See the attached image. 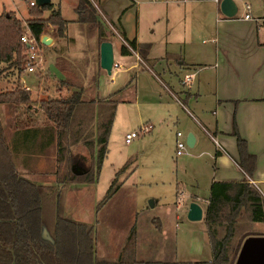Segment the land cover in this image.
<instances>
[{"label":"crops","instance_id":"0c3cea01","mask_svg":"<svg viewBox=\"0 0 264 264\" xmlns=\"http://www.w3.org/2000/svg\"><path fill=\"white\" fill-rule=\"evenodd\" d=\"M63 1L65 0H58L59 9ZM192 1H194L191 2L192 5L212 2L216 6L217 13L214 17V24L211 27L207 26V22L204 20L208 18V14L193 12L192 15L194 17H199L203 20L198 30L195 32L192 28L186 29L182 33L176 32L169 36V31L166 29L165 33L168 36H165L162 41L163 53L154 55L151 58L152 48L149 53L148 63H144L137 52L130 49L127 52L124 51V47L129 45V41L136 40L139 45L147 44L139 39V32L141 31V27L138 25L139 20L136 22L137 29L135 28V32H129L123 20L129 7L123 9L122 13L113 19L109 17L113 24L116 26L119 24L123 32V34H118V38L123 45V54H119V60L125 64L124 73L129 74L135 71V74L132 75L123 88L116 90L114 88L116 83L114 77L108 84H104L107 72L100 65V71L96 76V95L91 98L92 103L82 104L75 109L69 130L63 134L61 141L65 148L70 141L79 140L78 145L72 147L71 156L74 172L83 174L88 170L90 163L94 162L96 164L97 162V136L91 140L87 138L91 133L92 125L94 122L96 123L98 110L96 102L98 100H108L110 96L117 94L116 97L119 104L123 103L122 101L120 102L119 97L124 95L126 91H135L133 97L135 98L143 71L149 70L154 76L158 75L160 77L157 76L156 79L160 82L162 88L154 87L152 94L155 95V101L158 103L159 114L160 108L165 112L164 117L160 121L162 123L161 126L168 124L171 119H174L179 124L182 121L186 123L184 131H178L175 138L173 137L174 156L176 158L186 156L187 153L182 156H177L176 154L177 141L182 139L185 134H193L195 137L194 147L198 146L197 153L194 156L187 154V157H191L185 161L195 181V188L192 192H188L187 197L188 202L191 203L190 205L189 203L188 205L177 203V208L175 210L172 209L171 212L178 222L181 219L177 212L178 210L188 218L191 204H199L203 210V219L197 225H202L201 230L203 231L195 232L192 238V245L189 247V258L184 259L180 253L176 252L170 255L159 253L150 259H143L139 251H137V260L142 264H193V262L212 264L213 255L212 259L208 261L207 259H202L206 246H209V250L212 253L205 222L212 186L215 183L248 182L262 195L264 194V1L235 0L238 12L235 18L231 19L221 14L219 4L214 0ZM165 2L167 1L161 0L160 4ZM176 2L179 4L181 0H176ZM183 2L189 3L186 0H183ZM133 3L137 6L141 4L136 0H133ZM76 4L77 0L74 6ZM246 5H250V11L246 10ZM137 12L139 13V10ZM248 13L251 16L250 19L245 18ZM100 22L102 21L100 20ZM71 23L69 25L71 24L73 28H76V35H69L68 25L65 35L60 37L63 44L60 43L59 46H55L56 50H53L56 55L52 63L46 66L48 74L53 80L61 81L64 79L62 72L56 67V59L59 56L74 63L77 60H83L86 55L89 56L91 53L89 50L93 49L97 50L96 55L99 54L101 61V45L98 42L97 35L94 39L89 40L76 23ZM109 24L102 22V26L107 33L115 36L110 31L113 26L110 22ZM203 36L206 39L201 41ZM90 41L93 42L90 44ZM53 42L52 40L51 45L54 44ZM111 42L113 43V39ZM134 57L135 61H131ZM90 58L92 59L93 57L91 56ZM121 67L122 64H118V69ZM85 68L87 69L85 80L87 83L92 82L95 77L94 71H98V69L91 64L86 65ZM183 73H185V80L180 78L179 75ZM187 76H192L191 81H186ZM37 78L35 76L36 80ZM22 80L24 79L22 78ZM38 84L39 90L36 96L33 95L32 88L28 86L30 88L29 92L32 93L31 100L36 101L39 94L43 93L41 91L47 93V98L51 97L50 93L48 94L44 90L45 87L43 88L40 82ZM71 94L67 90H61L55 98L67 97ZM124 103H127L126 99ZM175 105L179 106L178 110L174 108ZM8 109H11L9 105H0V120L17 173L25 180L36 185L57 187L56 173L60 137L55 124L48 120L37 106L32 107L29 105L26 113L36 117L38 119L37 122L31 125L17 126L18 124L14 120L17 118L18 113L15 116L10 115L8 114ZM173 109H175L174 114L172 113ZM11 111L13 110L11 109ZM152 131L150 134H153ZM234 131H237L247 141L249 153L257 159L256 171L252 178L239 165V151ZM178 133H182L183 136L178 137ZM38 139H42L41 143L46 146H52L49 154L35 157L32 153L31 150L34 146L41 144ZM43 139H46L47 144L43 142ZM214 139L217 140L223 149L218 148ZM67 152H70L69 149ZM100 175L101 173L99 172L93 184H75L67 190L66 203H72L73 206L78 205L76 210L78 209L77 211L80 212L81 217L80 219L74 217L66 218L95 227L93 221L91 219L89 221L88 216H85V212L88 211L90 205L95 211L97 210L98 202L94 201L95 199L92 201V196L94 198L95 185L99 182ZM176 179L179 195L184 196L185 193L180 191V188L185 186V182L178 175ZM202 190L204 192L207 191L205 192L206 195H200ZM87 202L89 203L87 204ZM139 218L140 215H137L135 223L129 226L137 227ZM154 220L158 221L159 219ZM161 232L162 235L168 234L163 226ZM45 234L50 237L47 230H45ZM194 243L195 246L193 245ZM137 247H139V238ZM119 255V253L116 255L117 259Z\"/></svg>","mask_w":264,"mask_h":264},{"label":"trees","instance_id":"16d2710c","mask_svg":"<svg viewBox=\"0 0 264 264\" xmlns=\"http://www.w3.org/2000/svg\"><path fill=\"white\" fill-rule=\"evenodd\" d=\"M50 11L49 18L44 14ZM76 19L67 20L61 9L55 10L51 2L30 6L28 28L37 44L43 46L42 38L48 25L57 27L60 37L66 33L69 23H76L92 40L97 35L101 45L111 42L113 34L107 33L100 22L92 0H77L74 8ZM22 21L13 13L0 15V105L28 104L29 91L23 89L21 77L28 60L27 47L22 43ZM93 41H90V44ZM131 50L137 52L144 63L149 62L151 44L129 41ZM50 45L49 47H52ZM129 48L124 47L127 52ZM82 60L72 63L57 57L56 67L64 79L59 81L62 89L72 94L67 97L49 98L39 102L48 120L55 124L60 137L58 155L57 187L39 186L22 178L16 171L12 154L0 120V264H106L98 261L95 250V227L64 216L63 201L67 190L75 184H93L109 153V142L118 108L117 94L108 100H98L96 123L92 125L90 140L97 136V162L90 163L87 171L77 174L73 170L72 147L79 140L70 141L64 148L62 137L67 133L75 109L85 103L86 91H90L85 77L86 65L97 50H89ZM85 69V70H84ZM13 79V80H12ZM12 80L11 86H2ZM97 78L94 77L92 83ZM91 83V82H90ZM239 165L252 178L257 159L249 153L247 141L237 131ZM86 138V139H87ZM69 149L70 152H67ZM131 158L115 175L107 196L97 204L102 209L119 191V176L133 162ZM156 220H154L155 222ZM205 222L211 242L212 264H237L245 242L257 238L251 228L264 224V197L250 183H215L211 189ZM49 232V236L45 234ZM260 236V235H259ZM117 264H142L137 260V232L132 230L120 253Z\"/></svg>","mask_w":264,"mask_h":264},{"label":"rangeland","instance_id":"374dc122","mask_svg":"<svg viewBox=\"0 0 264 264\" xmlns=\"http://www.w3.org/2000/svg\"><path fill=\"white\" fill-rule=\"evenodd\" d=\"M31 1L35 0H0V15L3 13L15 14L16 17L22 21L23 34H25L29 31L27 24L31 18L29 14V3ZM92 1L98 6L102 14L113 26V29L110 28V31L115 34L112 38L116 54L115 63L122 64V67L120 69H114L112 75L107 73L104 84H108L114 77L116 79L114 85L116 90L123 88L132 75L135 74V71L129 74L124 73L125 64L123 62L121 63L119 60V54H123V45L118 38V34H123V32L119 24L116 26L110 18L113 19L115 16L120 15L123 9L129 7L123 20L129 32H135V28L137 29L136 22L139 20L138 25L141 27L139 39L143 43L151 44V49L153 48V50L150 57L152 58L154 55H161V53H163L162 41L165 39V36H168V34L165 33L166 29L169 31V36H171L172 33H182L186 29L191 28L196 32L200 24L203 23V20L199 17H194L192 15L193 12H204L208 14V18L204 21L207 22V26L209 27L214 24V17L217 13L216 6L212 2L195 3V5H192L191 2H194L192 0H186V2L189 3H185L181 0L179 4L176 0H165L167 2L164 4H160L161 0H136L141 3L138 6L133 3V0ZM52 2L54 4V9L58 10V0H52ZM75 3L76 0H65L61 2L60 9L62 14L69 21H74V19H76V13L74 12ZM137 10H139V13ZM50 14V11L46 12L44 18H49ZM98 15L101 18L103 17L99 11ZM71 24L69 25L68 33L74 36L76 35V28H73ZM44 36L48 37L49 40H53L54 44L52 47L41 46L39 44L36 46L38 53L41 55V61L38 60L35 62L34 75L38 77V81L35 79L34 75H27L25 70L21 77V82L22 86L23 84H27L32 88L31 90L35 96L39 90L38 82H40L41 85H43L42 87H45L44 90H46L48 94L50 93L51 97L49 98H55L59 91L65 89H62L58 80H53L51 76H49L46 66L52 63L56 55L54 51L56 50L55 46H59L60 43L63 44V41L58 35L57 27L52 25L47 26L43 34V37ZM204 39H206L205 36L201 37V41ZM131 61H135V57L132 58ZM90 64L95 65L98 69V71H94L96 78L97 73L100 71L99 54L91 59ZM179 75L180 78L185 80V73ZM157 76L158 75L154 76L149 70L143 71L139 80V85L137 83V96L133 98L135 91H126L124 95L119 97L120 102L122 101L123 103H120L116 110V117L109 142V153L100 171L101 175L99 177V182L95 185L94 198L92 196V201L95 199L94 201L98 203L101 202L107 196L116 178V173H118L131 158L134 159L126 172L119 176V182L122 183L123 188L121 186L122 189L120 188L115 196L99 211H95L90 205L88 211L85 212V216H88V220L90 221L91 219L93 224H95L96 258L98 261L104 263L117 261L116 255L122 252L130 232L134 229L137 232V246L139 238V247H137V251H139L143 259H150L159 253L170 255L176 252L180 253L184 259H187L190 257L189 247L192 245V238L195 232L203 231L201 230L202 225H197L200 223L189 221L186 215L180 210L177 211L181 217L178 222L171 212L172 209L175 210V208H177V203H185L186 205L189 203L187 200L188 192L194 190L195 181L185 161L197 153L198 146L194 148L186 146L185 152L191 156L187 157V154L185 157L180 158L174 156V145L172 141L178 131H184L186 123L182 121L181 124H179L174 119H171L168 124H163L161 126L162 123L160 121L164 117L165 112L160 108L159 114L158 103L155 101V95L152 94V89H154V87L158 86L162 88L160 82L156 79ZM22 78L24 80H22ZM12 80H5L2 86H11L13 83ZM88 84L89 86L93 84L91 85V90L85 93L87 99H90L96 95L97 81L95 83L88 82ZM41 92L43 93L39 94L36 101L31 100L28 104H8L13 110L11 111V109H8V114L15 116V114L18 113L17 118L14 120L15 123L18 124L17 126L31 125L37 122L38 119L36 117L26 112L29 105L32 107L37 106L41 110L39 102L44 101L42 99H49L47 98V93L44 91ZM30 94L32 96L31 92ZM125 99L127 103H124ZM174 108L178 110L179 106L175 105ZM175 109L172 110L173 114ZM191 116L194 117L193 115ZM149 125L153 126L152 130L154 131L151 130L153 134H150V132L134 139L130 144L126 143V136L128 134L138 132L142 127ZM153 135L154 137H152ZM188 135L185 134L182 138L186 144ZM38 141L41 143L42 139H38ZM43 142L47 144L46 139H43ZM51 148L52 146H46L41 143L40 145L36 144L31 151L35 157H40L49 154ZM177 175L185 182V186H181L180 188V191H184V196L179 195L176 179ZM205 192L202 190L200 195H206ZM66 201L65 198L62 204L64 216L80 219V212L77 211L78 209L76 210L78 205L73 206L72 203L68 204ZM151 202H153L154 206L156 205L155 208L152 207ZM88 203L89 202H87V204ZM137 215H140L137 221L138 226H129L135 223ZM154 219H159L160 221L154 222ZM162 226L166 233H168L167 235H162ZM251 230L255 231L254 234L258 235L255 237L264 238V224L256 225L255 229L251 228ZM193 245L195 246V243ZM202 259H207V261L212 259L209 246H206ZM193 264L208 263L193 262Z\"/></svg>","mask_w":264,"mask_h":264},{"label":"water","instance_id":"95a60500","mask_svg":"<svg viewBox=\"0 0 264 264\" xmlns=\"http://www.w3.org/2000/svg\"><path fill=\"white\" fill-rule=\"evenodd\" d=\"M264 1V0H263ZM37 5L50 4L52 0H35ZM220 11L223 16L227 18H235L238 12V6L235 0H221L219 5ZM52 40L44 36L42 44L50 46ZM115 64L114 46L112 42H104L101 44V68L109 75H112L113 67ZM187 146L194 148L195 137L193 134L187 136ZM154 207L153 202H151ZM188 219L192 222H199L203 219V210L197 203H192L188 214ZM237 264H264V238H251L248 239L241 251Z\"/></svg>","mask_w":264,"mask_h":264},{"label":"built area","instance_id":"2783aa9c","mask_svg":"<svg viewBox=\"0 0 264 264\" xmlns=\"http://www.w3.org/2000/svg\"><path fill=\"white\" fill-rule=\"evenodd\" d=\"M214 1L217 4L220 5L221 0H214ZM29 4H30V6L33 7V6L36 5V2L35 1H31ZM95 6H96L97 10L100 12L101 16H103L102 18L100 17L101 21L103 23L105 22L108 25H110L108 20L106 19V17L102 14L100 9L98 8V6L96 4H95ZM245 8H246L247 11L251 10L250 5H246ZM250 17H251L250 13H248L245 16L246 19H250ZM21 40H22V43L27 47V51H28L27 53H29L28 54L27 67H26V73L27 74H34L35 73V62H37L38 60L41 61L40 60L41 59L40 58L41 55L38 53V49H36V46L38 44H37L36 40L31 36L30 31H28L27 33L23 34ZM127 47L131 50L129 45H127ZM117 68H118V64L115 63L114 67H113V70L117 69ZM191 79H192V76H187L186 77V81L187 82L191 81ZM23 89L26 90V91H30V88L28 87L27 84H23ZM152 128H153L152 125L144 126L138 132H134V133L128 134L126 136V142L128 144H130L134 139H136V138H138V137H140L142 135H146V134L150 133ZM182 136H183L182 133H178V137H182ZM214 141H215L216 145L218 146V148L223 149L222 146L217 142V140L214 139ZM186 146H187V144L182 139L177 141V145H176V147H177V152H176L177 156H182V155L186 154V152H185ZM263 196H264V194H263Z\"/></svg>","mask_w":264,"mask_h":264}]
</instances>
